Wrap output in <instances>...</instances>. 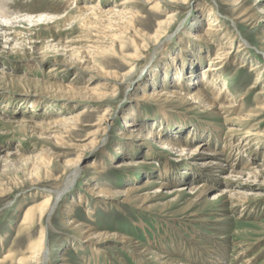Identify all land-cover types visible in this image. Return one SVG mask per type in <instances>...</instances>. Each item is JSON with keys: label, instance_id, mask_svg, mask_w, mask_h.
Listing matches in <instances>:
<instances>
[{"label": "rangeland", "instance_id": "rangeland-1", "mask_svg": "<svg viewBox=\"0 0 264 264\" xmlns=\"http://www.w3.org/2000/svg\"><path fill=\"white\" fill-rule=\"evenodd\" d=\"M102 1L105 9L133 12L132 27L120 23L126 29L117 33L120 27L111 26L116 20L112 17L97 27L37 18L63 17L70 0L7 2L6 7L12 5L34 21L20 23L17 29L0 27V259L10 250L26 253L44 230L47 264H264V173L256 179L240 177L231 175L232 169L210 170L212 166L205 163L211 159L224 166L237 163L235 172L246 166L264 169V136H257L264 134V73L256 85L259 72H251L254 65L264 72V0H245L241 6H225L221 0H163L160 8L148 0ZM245 13L249 21L242 17ZM170 15L175 17L171 20ZM206 18L217 19L221 26L210 49L205 48L206 40L194 37L203 31ZM223 29H229L232 38H222ZM102 34L121 38L112 43L107 36L101 39ZM148 35H159L166 42L163 47L154 40L143 42ZM221 46L232 53L227 54L230 59L221 73L220 88L211 92L228 89V96L238 102L234 111L226 116L173 97L153 99L156 89L167 91L176 84L174 57L184 73L196 77L210 66ZM75 50L92 58L83 63ZM133 55H138L136 69L129 73L132 66L126 57ZM182 58L187 60L184 66ZM93 63L103 71L92 68ZM128 73L123 82L111 76ZM54 82L72 83L77 89L97 87L99 94L116 91V96L72 101L68 92L51 88ZM106 111L113 119L99 149L90 134L98 130ZM70 115L79 117L66 135L54 122ZM165 115L173 123L169 125ZM130 120L137 122V129L145 126L143 131L164 130L167 139L184 147L183 154L164 151L137 135L131 149L124 135ZM23 121L27 125L16 123ZM231 128L237 130L236 136L229 135ZM198 130L201 137L195 134L190 139L188 133ZM202 144L208 152L192 154ZM215 152L222 155L214 156ZM42 155L53 163L50 172L36 163ZM83 155L86 161L71 191L58 198L50 218L24 231L20 226L26 211L53 195L65 180L66 164ZM135 160L144 164L119 166ZM166 166L170 168L165 173ZM147 179L168 181L171 187L148 202L126 203L89 192L94 185H106L120 194L129 186L144 187ZM202 183L213 189L198 200L190 189ZM158 186L147 193L155 194ZM227 187L245 199L222 195Z\"/></svg>", "mask_w": 264, "mask_h": 264}, {"label": "bare ground", "instance_id": "bare-ground-1", "mask_svg": "<svg viewBox=\"0 0 264 264\" xmlns=\"http://www.w3.org/2000/svg\"><path fill=\"white\" fill-rule=\"evenodd\" d=\"M65 1H67V0H63V2H65ZM148 1H150V3L153 5V8L162 7L161 5L163 3V0H148ZM173 1H176V0H173ZM221 1L226 3L225 6L226 5L241 6L245 0H221ZM7 2H8V0H0V27L7 28L8 30L9 29L10 30L11 29H17V25H20V23H24L25 21L28 23L31 21H34L32 16L22 15L23 13L18 12L15 9L13 10L12 5L10 7H6L8 5ZM103 5H105V4L102 0H99L98 2H97V0H70V3L67 4V6H66V10L63 9L65 11V14L63 17H61V18L51 17L50 18L48 16H38L37 18H39L41 22L42 21H53L54 22V20H55L54 23H59V24L64 23V24L68 25L71 23H76V24H81L82 26H85V27H87V26L97 27L100 25V23H101V25H103L102 23L106 20V18L112 17V18H114L113 20L116 19L114 22L111 21L112 22L111 23V22H109L110 20L106 21V22L111 23V26H115V25L119 26V24L121 23L125 27L126 26H128L129 28L132 27V25H133L132 23L134 22V17H135L133 12H130V11L125 12V10L117 11V10H114V8L105 9L104 7H102ZM200 9H201V11L205 10L203 7H201ZM246 14L247 13L243 14L242 17H244L245 21H249V19L246 18V16H247ZM25 17H27V18H25ZM174 17H175V15L174 16L170 15L169 19H171V18L173 19ZM163 23H165V22H163ZM163 23H159L161 29L163 27ZM106 26L108 27V24H106ZM119 27H120V29H116L117 31L112 29V28L110 31H116L117 33L123 34L125 32V31L121 30V28H123V27L122 26H119ZM125 27L123 29H126ZM219 27H221L220 21H218L217 19L213 20L212 18H206L203 31L201 30L200 33H196L194 35V37H196V39H198V40H201V39L206 40L207 46H205V48L210 49V46L211 47H212V45L214 46V43L216 42V40H214V39L217 36L216 35L218 33L217 31L221 30ZM108 30L109 29H106V31H108ZM222 31L226 32V34H223L222 38H226L227 36L232 38L229 29H225V30L223 29ZM105 36H107V37H105ZM17 37H20V36H17ZM104 37H105V39L108 38L110 40V42H112V43L116 42V39L121 38V36L115 35V34H111V35L110 34H106V35L102 34L100 36L101 39H103ZM162 38L163 37H160L159 35L154 36V37L148 35V36H146V39H144L143 42H148L147 41L148 39L154 40L155 44L159 45V47H163L164 42H166V41L163 42ZM16 39H15V42H18V40L16 41ZM168 39H170V38H167V40ZM100 40H99V42H100ZM99 42L96 43V41H95L94 43L99 44ZM90 43H92V42H90ZM118 43H119V45L121 44L120 40H118ZM217 43H219V42L217 41ZM202 45L200 46V49L203 48ZM140 47L143 48L144 44H142ZM93 48L98 49L97 47H93ZM240 48L242 49V47H240ZM70 49L71 48H69V50ZM100 49H102V48H100ZM231 49H233V47ZM20 51H22V50H20ZM75 52H76V56L80 60H82L83 63L85 60H87L86 62L88 63L89 58H92L90 56V54H88L86 51L83 52V51L75 50ZM228 53L223 51L222 46L218 47L216 52L213 54L212 60L210 61V64H209L210 66L203 68L202 71L200 72L199 76L197 74L196 77L195 76L192 77L191 74L189 75V74L184 73L183 68L181 69L178 65L180 62L179 58L173 56L174 57L173 58V66H175L177 68L175 70L176 84L172 83L173 86H169L167 88L168 89L167 91H162L160 89H156V92H154L153 94H155V96L156 95L157 96L154 97L153 99L160 97L161 99L165 100L166 97H170V98L173 97V98H176L178 100H182L183 102H185L189 105H191V104L195 105V106L199 105L200 107H202L204 109L216 110V111H218V114L221 115V112H222L224 115L227 116L232 111H234V109L237 108L236 103H238V102H236V100L231 99L230 95L228 96V89H226V88H224V89L221 88L219 90L220 92L219 93L216 92V94L212 93L211 90H213L214 88H218V89L220 88L218 86L221 83L220 82L221 81V79H220L221 73L225 69L226 63L230 59V58L227 59ZM231 53L232 52H230L229 54H231ZM137 57H138V55H133L132 57H126L127 64L129 66L130 65L132 66V69H131V71H129V73H131L133 71V69H136L134 67L135 66L134 64L137 62V59H138ZM184 58H187V57H184ZM184 58L181 59V63H183V66L187 63L186 62L187 60L184 61ZM79 59H78V61H80ZM177 61H178V63H176ZM190 64H188V66ZM244 66H245V64L241 67H244ZM91 67L94 69L97 68L100 71L102 70V68L100 69V68L94 66V63H93V65L91 64ZM87 69H89V68H87ZM259 69L260 68L258 65H254L251 68V72H259V77H258L256 85L260 84V79H261L260 74L264 73V72H260V71H262L261 70L262 68L260 69V71H259ZM129 73L126 75L111 74V76H113V77L116 76L120 80L119 82H121V81L123 82L124 80H126L128 78ZM208 73H211V74H208ZM201 80H203V81L201 82ZM54 83H53V85H50L51 88L52 89L56 88L57 90H60L63 92H68L69 95L67 93V95H68L67 97L72 101H77L80 98H84V99L90 98V99H97V100L101 99L102 100V98H104V97L115 98V96H116V91L113 92L111 95H108L105 93L99 94V92H101V91H99L97 89V87H90V88L85 87L83 89L82 88L77 89L78 87L76 88V86L72 83H69V84H60V83L56 84L57 82L55 84ZM205 86H207L208 89ZM257 87L258 86H256V88ZM187 89L190 91H188ZM55 92L56 91L54 90V93ZM160 94H162V95H160ZM209 94H212V95H209ZM262 94H264V92L261 93V95ZM80 101H81V99H80ZM191 109H193V108H191ZM194 109H195V107H194ZM78 115L62 116L61 118H59L57 120V122H54V123L56 124V126H59L62 128V132L64 134H66V135L71 134L70 132L72 131V129H74V124H76L78 121V117H79ZM133 117H134V115H133ZM112 119H113V115L109 111H106L105 116L99 121L100 122L99 125H97V126H99L98 130L96 132L90 134V136H92L94 138V139L92 138L93 140L91 143L97 144L99 149H102L104 147L106 138H103V136L108 132V128H109L108 125L110 123V120H112ZM165 119L168 121V123L170 125L172 122L170 117L168 115H165ZM234 119H236V118L234 117ZM182 120H184V118H182ZM16 123L21 124V126L27 125L25 121L16 122ZM136 125H137V122L135 120H130V121L125 122L126 129H128V130H127V132H124V135L127 137V138L126 137L125 138L128 140V142H130L129 144L131 145V147H130L131 149L135 148L136 144L134 145L133 143H135L136 140L134 137H136L135 135H137V137H142L145 140H148V141L151 140L152 143L156 144L158 147H160L164 151H177V152H180L181 154H183L184 147L179 148V146L177 144H175L173 142V140L170 141L169 139H167L170 136H167L168 134L163 133L164 130H160V132H159L155 129L150 128V130H144L143 131L141 128H144L145 126H142L140 129H137ZM52 128H54V127H52ZM236 131L237 130L231 128L229 135L236 136L234 134V133H236ZM199 132H200V130H198V132L191 133V135H190V133H188V135L191 137L190 139L193 140V138H196V137H194L195 134L197 136L201 137L202 134H200ZM120 134H122V136H123L122 132ZM61 136H58V137H61ZM257 136L262 137V136H264V134H257ZM100 137H102V138H100ZM232 142H231V144L233 146L234 142L233 143ZM205 145L206 144H202V145L198 146V148L196 150H191L192 154H196V153H198V154L204 153L205 154V153H207L208 147H207V145L206 146ZM236 146L239 147L237 144H236ZM82 148L87 150L88 146L82 147ZM237 150H238V148H237ZM100 151H102V150H100ZM238 151L240 152V150H238ZM213 155L219 156L220 153L215 152V154H213ZM42 156L43 157L36 160V163L39 165L44 164V166H43V167H45L44 170L46 171V168H47V170L49 171V169L53 167V163L48 156H45V155H42ZM27 159L30 160V158H27ZM84 159H86L85 155L81 156V159L75 161L74 164L73 163L71 165L66 164L65 169H64L66 171V177H65V180L61 183L60 188L56 189L55 191H52L53 195H49V196L45 197L44 199H42L39 205H34L26 211L24 218H23V222L20 226V227H23L24 231L31 230L39 220H42V219L44 220L45 218H50V215H51V213H53L55 205L57 204L58 198L62 194L71 191L74 181H76V178H78L77 176L80 175V173H81V170H80V169H82L81 165L85 163L84 161H86ZM212 160L213 159L205 162L206 165L208 164V165L212 166V169H210V170L214 169L216 171L222 172V169L227 170V171L232 169L231 175L236 174L240 177H247V178L251 177V178H255V179L258 177V175H263V173H264V169L258 170L255 167H249L246 165H245L246 167H244L240 172H235L233 170H235V168H236L235 165H237V163L231 162L229 164L227 162L228 165H226V166L229 168L228 169L226 166H224L223 162L219 163V162H215V160H213V161ZM237 161L238 160H236V162ZM224 163H226V162H224ZM142 164H144L143 161L135 160V161H130V163H128L126 165L121 163L119 166H122V167L127 166L130 168L131 167L132 168L133 167L134 168L135 167L140 168L142 166ZM169 168H170V166L169 167L166 166L164 169V172L166 173V171ZM227 177H229V176H227ZM29 181H33V178H32V180L30 179ZM144 185H145L144 187L129 186L125 191L120 192V194L117 192H114L110 187H108L106 185H104L102 187H98V186L94 185V188L91 189L89 192H90V194L92 193V194H95L96 196H100L103 198L105 197V198L111 199V200H119L120 198H122L121 201H126V203H129L130 201H132V202H134V201L148 202V201H152L154 196H156V195L158 196V194L163 193L165 191H168V189L171 187V184L168 181L167 182H160L159 180H152L151 181L148 179L145 181ZM154 185H157V186L159 185L156 193L152 194V195L147 193L148 190H152L150 188H152V186H154ZM7 189H9V188H7ZM7 189L1 188V191L3 190L5 192V191H7ZM186 189H188V188H186ZM212 189L213 188L209 184L202 183V185H200L199 187L193 186L190 189V191L194 192V194L197 193L196 194L197 198H198V200H200V199L206 198L210 194ZM228 189H229L228 187L224 188L222 191V195L225 196V194L228 193L230 195V197H237V198L241 199V201H242V199H245L242 195H239L242 193L238 194L237 191H235L233 189L232 190H228ZM95 190H97V191H95ZM164 194H166V193H164ZM46 243H47V236H46L45 231L43 230L41 232L40 238L36 241L31 242L26 253H17V252L10 250L8 253L3 254V257L0 259V264H47L48 258H47V251H46Z\"/></svg>", "mask_w": 264, "mask_h": 264}]
</instances>
